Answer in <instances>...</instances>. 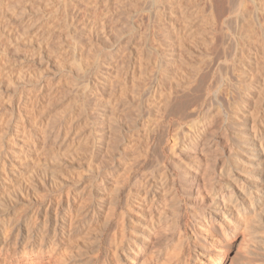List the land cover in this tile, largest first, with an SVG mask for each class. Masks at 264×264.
Wrapping results in <instances>:
<instances>
[{
	"label": "rangeland",
	"instance_id": "obj_1",
	"mask_svg": "<svg viewBox=\"0 0 264 264\" xmlns=\"http://www.w3.org/2000/svg\"><path fill=\"white\" fill-rule=\"evenodd\" d=\"M160 1L1 0L0 263L121 264V253L138 242L134 264H201L216 251L221 264H264V202L239 214L228 205L241 193L237 183L251 188L255 178L260 184L251 189L264 192V16L257 44L250 43L256 55L240 60L241 18L231 11L248 0L215 1L223 12L214 28L196 19L189 37L179 23L177 37L188 40L175 48L172 65L166 49L176 35L167 23L172 16L161 21L156 12ZM181 1L183 8L198 0ZM212 37L220 50L192 99L156 118L160 98L147 95L155 64L173 66L166 85L186 82L205 49L197 43ZM109 97L114 104L106 106ZM253 126L263 132L245 145ZM51 222L66 229L56 246L48 242ZM33 230L48 233L40 263L36 249L27 257L19 244Z\"/></svg>",
	"mask_w": 264,
	"mask_h": 264
},
{
	"label": "bare ground",
	"instance_id": "obj_2",
	"mask_svg": "<svg viewBox=\"0 0 264 264\" xmlns=\"http://www.w3.org/2000/svg\"><path fill=\"white\" fill-rule=\"evenodd\" d=\"M162 1V2H161ZM159 3H160V5L157 7V10H156V12H157V14L159 15V18H161V17H164L165 19H167L168 17H171L172 19H168L167 21V23H168V25L170 26H168L169 27V29H171L170 31H173L172 32V36H174V35H176V32L177 33H181V30H182V28L180 27L179 28V23H182V25H183V31H185L184 29H187V32H186V34L187 33H189L188 34V36L190 35V36H192L193 35V33H194V29H193V24L195 23V21H196V19H199V18H203L204 19V21H205V24L208 26V28H214V26H215V24L217 23V17L219 16L218 15V13L221 11L220 10V8L223 10V7H220V6H218L219 4L221 5V2L223 1V0H198L197 2H195L196 4L194 5V4H192V5H189V4H191V3H189L188 5V7H183L182 8V4H181V0H161ZM200 1V2H199ZM215 1H217V2H220L219 4H217V6L218 7H220V8H218L220 11L218 12V13H216V11H215V9H214V7L216 6V4H215V6H214V3H215ZM0 2H1V0H0ZM190 2V1H189ZM183 3V2H182ZM221 12H223V11H221ZM231 12H238V14L237 15H239V16H237V21H238V19H242V18H244V19H240L239 21H238V25L237 26H239L238 28H240L239 30L236 28V30H238V32H236L237 33V37H238V41H236L235 42V44H236V47H235V49H234V55L236 54L237 56H238V58H240V60H241V58H243V56L247 53V56L249 55H256V51H253L252 52V47H250V43H253V44H255L256 43V33L258 32V29H263L262 28V24H263V22L261 21L262 19V17L264 16V0H248V2H247V4H245V6L244 7H242V9L240 8V9H233ZM218 15V16H217ZM221 15V14H220ZM162 19L163 18H161L160 20L162 21ZM206 19V20H205ZM165 21V20H164ZM166 23V22H165ZM182 25H180V26H182ZM168 29V28H167ZM216 29V28H215ZM213 30V29H212ZM182 31V32H183ZM190 31V32H189ZM169 32V31H168ZM214 32V31H213ZM216 32H217V29H216ZM171 34V33H170ZM169 34V35H170ZM183 34V33H182ZM182 34H180V35H178V37H177V35H176V37H170V39H169V41H168V48L166 49V50H170L168 53H169V56L168 57H170V58H168V59H173V61H172V65L173 64H176V62H177V55L176 54H178V53H176L175 54V48L176 47H181L182 45H183V43H184V38H185V40H188V39H186V37L184 36V35H182ZM192 34V35H191ZM189 36V37H190ZM196 37V36H195ZM258 39V38H257ZM178 41V43H177V41ZM193 40V39H192ZM195 40V39H194ZM194 42H196V41H193V43ZM200 42V41H199ZM187 43V42H186ZM189 43V42H188ZM191 43V42H190ZM215 43H216V41H215ZM177 44L179 45V46H177ZM194 44H196V43H194ZM257 44V43H256ZM193 45V44H192ZM191 45V46H192ZM215 45V46H214ZM249 45V46H248ZM204 47L205 46V49L204 48H199L200 50H201V52H200V50H199V52H196V53H198V55L200 56V59H198V61H200L199 63L197 62V64L195 65V64H193V65H195L194 67H193V69H192V73H190V74H188L189 75V79H188V81H186V82H178V81H171L170 82V84L169 85H166V82H165V78L166 77H168V74H169V72H170V69L173 67H171L170 65V63L169 64H167V63H162L163 61L162 60H160V62H159V60H158V64H155V65H157V69H156V72H155V70H154V72H153V76H154V81L155 82H151V85H149L150 87H149V89H148V98L150 99V100H156L157 98H160V105H159V113H157V117L156 118H160V119H163L164 120V118L166 119V116H167V114H169V109L177 102H182L183 101V98H184V100H185V98H186V96H187V98H188V96L189 95H191L192 94V91L194 90V89H196L195 88V85L199 82V79L201 78V76H206L205 75V73H207V71L209 70V69H207L208 68V66H209V64L214 60V58L216 59V57H214V52L215 51H217L218 52V50H220V49H218L217 50V46H216V44H214V39H213V37L211 38V39H209V40H204V41H202V43H197V47ZM214 48H213V47ZM248 46V47H247ZM252 46V45H251ZM194 47V46H193ZM196 47V46H195ZM213 49H212V48ZM258 47V46H257ZM215 48H216V50H215ZM189 49V48H188ZM191 49H193V48H191ZM191 49H189V52L192 54H194V52H193V50H191ZM195 50L194 51H196L197 50V48H194ZM204 49V50H203ZM215 50V51H214ZM165 51V50H164ZM188 51V50H187ZM187 51H185V52H187ZM166 52V53H167ZM233 52V51H232ZM180 53V52H179ZM182 53H184V51L183 52H181V54ZM189 53V54H190ZM220 53V52H219ZM160 54V53H159ZM190 55V56H194V55ZM221 54V53H220ZM180 55V54H179ZM186 55V54H185ZM185 55H183V56H185ZM164 56H166V55H164ZM163 56V58H165ZM197 56V55H196ZM216 56V55H215ZM219 56V55H218ZM231 56V55H230ZM248 56V57H249ZM167 57V56H166ZM189 57V56H188ZM251 57V56H250ZM176 58V61L174 60ZM178 58H179V56H178ZM190 58V57H189ZM160 59V58H159ZM243 59H245V58H243ZM183 60V59H182ZM193 60V59H192ZM167 61V60H166ZM170 61V60H169ZM189 61V60H188ZM185 62V61H184ZM215 62V61H214ZM245 62V61H244ZM178 63H180V62H178ZM182 63V62H181ZM194 63V62H193ZM216 63V62H215ZM214 64V63H213ZM154 65V64H153ZM182 65V64H181ZM187 65V64H186ZM135 66V65H134ZM178 66V65H177ZM185 66V65H184ZM189 66V65H188ZM131 67H132V65H131ZM187 67V66H186ZM185 67V68H186ZM190 67V66H189ZM192 67H190V69H191ZM187 69V68H186ZM205 70H207V71H205ZM125 71H127V69L125 70ZM124 71V72H125ZM133 71V70H132ZM116 72V71H115ZM130 72V71H129ZM127 73H128V71H127ZM133 73V72H132ZM151 73V72H150ZM209 73V72H208ZM207 73V74H208ZM152 74V73H151ZM152 76V75H151ZM125 77H126V75H125ZM205 78V77H204ZM123 81H125V80H123ZM182 81V80H181ZM232 81H230L228 84H227V89L228 88H231V86H232V84L234 83H231ZM139 83V82H138ZM110 84V83H109ZM137 85V82L136 83H134V85ZM235 84H236V82H235ZM238 84V83H237ZM135 85V86H136ZM112 86V85H111ZM133 87V88H136V87ZM139 86V85H138ZM126 87V86H125ZM178 88V90H180V88H181V94H178V90H177V88ZM232 87H234V86H232ZM238 87V86H237ZM237 87H235V89L237 88ZM113 88H114V86H113ZM117 88V87H116ZM140 88V87H139ZM88 89V88H87ZM232 89V88H231ZM230 89V90H231ZM111 90V89H110ZM115 90V93H116V89H114ZM138 91V90H137ZM180 91H179V93H180ZM232 91H234L233 89H232ZM231 91V92H232ZM84 92V91H83ZM91 92V91H90ZM89 92V93H90ZM194 92V91H193ZM138 93H139V91H138ZM227 93V92H226ZM230 93V92H229ZM91 94V93H90ZM128 94V93H127ZM112 95V94H111ZM113 95H115V94H113ZM112 95V96H113ZM119 95V94H118ZM102 96V95H101ZM185 96V97H184ZM232 96H234V95H232ZM89 97V96H88ZM115 98H117V97H115ZM121 98V97H120ZM189 98H191L190 96H189ZM97 99V100H96ZM95 100H96V102H95V104L96 105H98L99 103V101H101V99H103V98H100V96L98 95L97 96V98H96ZM113 99V98H112ZM112 99H110V97H109V99H107V103H105V104H107L106 106H108V105H111L112 103H113V100ZM192 99V98H191ZM233 99H234V97H233ZM232 99V100H233ZM117 100V99H116ZM115 100V101H116ZM149 100V101H150ZM158 100V99H157ZM106 101V100H105ZM188 101H190V100H188ZM194 102H196L195 100H193ZM192 100L190 101V104L193 106L194 105V102H193ZM234 103V102H233ZM104 104V105H105ZM114 104V103H113ZM153 104V103H152ZM151 104V105H152ZM189 104V105H190ZM150 105V106H151ZM203 106V105H202ZM100 107V106H99ZM111 107V106H110ZM114 107V106H113ZM154 107V106H153ZM152 108V107H151ZM96 109V108H95ZM98 109V108H97ZM100 109V108H99ZM149 109V108H148ZM196 109H197V111H196V113H199V112H201L202 111V107H201V105H199V106H197L196 107ZM115 111V110H114ZM99 112V111H98ZM150 112V111H149ZM107 113H108V110H106V108H104V110H100V114H101V117H102V119L104 118H107L106 117V115H107ZM114 113V112H113ZM155 113V112H154ZM154 113H152V114H154ZM111 114V113H110ZM151 115V114H150ZM188 116V115H187ZM234 120H236V118H233ZM233 120V121H234ZM196 124H197V122H196ZM195 124V125H196ZM148 125V124H147ZM192 126H194V125H192ZM194 128V133H195V136H194V139L195 138H198L199 137V134H200V131H199V127L198 128H196V126L195 127H193ZM249 131V130H248ZM250 133H251V137L249 136V137H247V138H245V140L243 141V144H248L250 141V138H252L253 139V141H257L258 140V137H259V135H261V133L263 132V131H261L260 130V128L258 127V126H253V128H252V130H250L249 131ZM146 144V143H145ZM148 145V144H147ZM175 145H177V142L176 141H174V144H173V146H175ZM172 146V147H173ZM255 146V145H254ZM258 146V145H257ZM145 147V146H144ZM243 148H245L246 149V146H242ZM241 147V148H242ZM260 148H264V144H263V142H261V147ZM145 149V148H144ZM246 151V150H245ZM149 152H150V147H149V145H148V147L145 149V152L143 153V156L144 157H147L148 155H149ZM247 152V151H246ZM142 153V152H141ZM151 153V152H150ZM248 153H251L250 151H248ZM256 154H252L251 153V160H254V156H255ZM141 156V155H140ZM14 170V168H13V166H12V168H11V170ZM231 169V168H230ZM230 173H231V171H230ZM235 180V179H234ZM234 180L232 179V178H230V183L232 184L233 182H234ZM236 180H238V179H236ZM249 181H254V187H258V185L260 184V181L258 180V179H256L255 180V178H252V179H250ZM152 185V184H151ZM150 185V186H151ZM157 185L158 186H161V185H164V184H162V182L160 181L159 183H157ZM237 185L238 186H240V189H241V193H237V192H235V193H232L231 195H230V197L228 198V200H229V203H228V205H232V207L234 208V210H233V213L235 212V213H240L242 210H245L246 208H248L247 209V211H245L246 213L248 212V210L249 211H255L254 209L257 207V205H259V204H262L263 202H264V192L262 193L263 195H259V194H257V191L255 192V190L253 191L251 188H254V187H248V186H246V185H243V184H238L237 183ZM233 187V186H232ZM154 188V187H153ZM158 188V187H157ZM156 188V189H157ZM249 188L251 189V190H249ZM152 189V188H151ZM150 190V189H149ZM234 191V190H233ZM256 193V195L255 196H257V202L254 204V201H255V197H254V194ZM246 195H250V197H249V201L248 202H246L243 198H242V196H246ZM246 204H248V206H246ZM230 211V210H229ZM226 212V211H225ZM228 213V212H227ZM230 214H231V222L230 223H232V222H237V219H233L234 217L232 216L233 214H232V212H229ZM234 213V214H235ZM46 214H47V216H46V218H45V220H44V226H45V228L47 229V225H49L48 224V220H47V218H48V210H47V212H46ZM59 215L56 213L55 214V220H56V222L58 221V217ZM34 217H35V219H34ZM37 217H38V212H34V215L33 216H31V220H30V222L28 223V225H29V230H31V226H32V224H33V222H32V220H36L37 219ZM50 221V220H49ZM220 221H224L222 218L220 219ZM58 223V222H57ZM57 223H54V226L52 225L53 223L51 222V226H48V227H51L50 228V230L51 231H53V238H51V237H49L50 239H48V242L50 241L51 242V244H54L53 246H56L59 242H58V238L60 237V235H63V234H65L66 233V229H64L63 228V226H61L60 224H57ZM6 224V223H5ZM59 225V226H58ZM4 231H3V233L5 232V231H8L9 232V230L8 229H6L5 227L4 228H2ZM45 229V230H46ZM19 230V232H18V234L21 232V229H18ZM37 231V230H36ZM35 230H33V231H31L30 233H28V236L27 237H25L24 236V233H22V238H21V240L19 241V244L20 245H22L23 246V254L24 255H27V257L29 256V255H31L32 254V252L36 249L37 250V255L38 256H33V259H34V261L35 262H38V263H40L41 261V258H40V256H42V252H43V247L46 245L45 244V241H44V239H45V237L48 235V233H46L47 231H44V232H42V233H39V232H36ZM223 231L225 232V235H229L230 234V230L229 229H223ZM1 232V231H0ZM6 234V233H5ZM69 235H71V232L69 233ZM119 235V234H118ZM39 237H41V242L39 243L38 241H39ZM26 238H27V241H26ZM52 239V240H51ZM118 239V238H117ZM26 241V242H25ZM213 242H215V241H213ZM212 242V243H213ZM47 243V242H46ZM214 244V243H213ZM141 247H143V246H141V244H139L138 242L136 243V244H133V245H130L129 247H128V253H125V252H122L121 253V256L123 255V259H122V263L121 264H134L135 263V259H136V256L138 255V252H139V250H140V248ZM181 249V248H180ZM217 250V249H216ZM134 254V255H133ZM221 253L218 251H216L214 254H212V255H210L208 258H206V257H204L203 258V260H202V262H199V263H201V264H221V260H222V255H220ZM174 255V254H173ZM177 256H178V254H176ZM23 259V258H22ZM26 259V258H25ZM28 262V261H27ZM0 264H4V263H0ZM117 264V263H116ZM120 264V263H119Z\"/></svg>",
	"mask_w": 264,
	"mask_h": 264
}]
</instances>
